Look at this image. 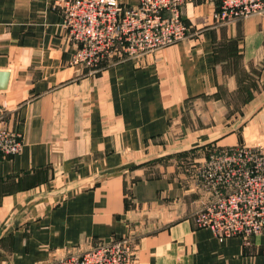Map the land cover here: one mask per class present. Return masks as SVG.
<instances>
[{"label": "crops", "instance_id": "obj_1", "mask_svg": "<svg viewBox=\"0 0 264 264\" xmlns=\"http://www.w3.org/2000/svg\"><path fill=\"white\" fill-rule=\"evenodd\" d=\"M55 1L0 0V126L23 143L0 155V264L124 238L135 264H264V236L194 226L203 194L179 159L264 151V15L220 26L218 0H190L184 40L88 74Z\"/></svg>", "mask_w": 264, "mask_h": 264}, {"label": "built area", "instance_id": "obj_2", "mask_svg": "<svg viewBox=\"0 0 264 264\" xmlns=\"http://www.w3.org/2000/svg\"><path fill=\"white\" fill-rule=\"evenodd\" d=\"M190 0H61V26L73 49L70 64L88 74L132 61L174 45L187 36L180 9ZM214 19L220 26L264 15V0H218ZM5 106L0 104V122ZM20 135L0 126V155L22 150ZM208 151V152H207ZM198 162L191 158L195 187L203 194L191 215L194 226L208 229L219 240L264 236V151L234 145L213 147ZM136 244L130 238L110 241L85 250L52 256L43 264H135Z\"/></svg>", "mask_w": 264, "mask_h": 264}, {"label": "trees", "instance_id": "obj_3", "mask_svg": "<svg viewBox=\"0 0 264 264\" xmlns=\"http://www.w3.org/2000/svg\"><path fill=\"white\" fill-rule=\"evenodd\" d=\"M207 152H208V151H207ZM207 152H206V153H207ZM186 155H187V154H186ZM186 155H184V157H182V158H179V159H180V160H182L183 162H184V160H183L184 158H185V160H186V161H187V159H189V160H190L191 158H193V155H194V153H193V154H191V153H190V155H189V156H186ZM185 156H186V157H185ZM189 160H188V161H189Z\"/></svg>", "mask_w": 264, "mask_h": 264}, {"label": "water", "instance_id": "obj_4", "mask_svg": "<svg viewBox=\"0 0 264 264\" xmlns=\"http://www.w3.org/2000/svg\"><path fill=\"white\" fill-rule=\"evenodd\" d=\"M7 76V73H0V79L4 80Z\"/></svg>", "mask_w": 264, "mask_h": 264}, {"label": "rangeland", "instance_id": "obj_5", "mask_svg": "<svg viewBox=\"0 0 264 264\" xmlns=\"http://www.w3.org/2000/svg\"><path fill=\"white\" fill-rule=\"evenodd\" d=\"M189 159H187V161H185V163H187V164H189L190 163V161H188Z\"/></svg>", "mask_w": 264, "mask_h": 264}]
</instances>
